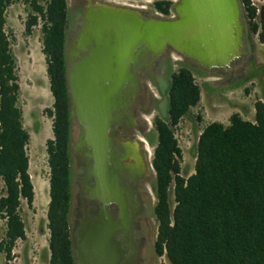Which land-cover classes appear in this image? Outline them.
Masks as SVG:
<instances>
[{"label": "trees", "instance_id": "16d2710c", "mask_svg": "<svg viewBox=\"0 0 264 264\" xmlns=\"http://www.w3.org/2000/svg\"><path fill=\"white\" fill-rule=\"evenodd\" d=\"M239 1L251 34H257L264 44V6L257 16L250 0ZM17 3L30 8L26 35L41 23L42 54L53 97L52 109L45 111L52 120L53 137L45 144L50 172L48 264H73L66 215L69 103L63 53L65 0H0V219L5 222L0 250L9 261L16 242L26 239L21 203L31 207L34 199L26 152L30 138L18 106L19 77L11 51L15 40L6 30V12ZM155 7L167 15L170 3L159 0ZM259 74L264 76V69ZM261 91L264 96V82ZM199 100L193 71L180 68L167 87V120L159 123L155 150L158 255L167 264H264V102L255 103L253 121L233 114L228 126L214 122L204 127L191 150L194 173L184 177L172 128Z\"/></svg>", "mask_w": 264, "mask_h": 264}, {"label": "flooded vegetation", "instance_id": "af4514ba", "mask_svg": "<svg viewBox=\"0 0 264 264\" xmlns=\"http://www.w3.org/2000/svg\"><path fill=\"white\" fill-rule=\"evenodd\" d=\"M157 1L65 0L63 53L69 103L66 215L73 264H76L78 233L102 220L108 225L120 255V264H160L163 256L158 255L156 244L158 181L154 159L158 126L160 121L166 123L167 120L169 81L182 67L214 78V82L207 83L210 88L227 89L240 84L242 80L231 82L244 65L248 78L253 75L256 63L254 36L242 17L243 54L235 58L229 68H199L193 62L179 58L171 47L159 56L141 48L134 61H126L124 68L121 66L112 74L128 81L111 94L104 109L91 112L77 108L71 90V75L76 65L92 51L89 47H79L77 42L87 11L102 3L137 13L145 19H176L173 7L179 0H165L170 3L167 15L156 9ZM176 126L172 128L173 133Z\"/></svg>", "mask_w": 264, "mask_h": 264}, {"label": "water", "instance_id": "95a60500", "mask_svg": "<svg viewBox=\"0 0 264 264\" xmlns=\"http://www.w3.org/2000/svg\"><path fill=\"white\" fill-rule=\"evenodd\" d=\"M173 12L176 19L165 21L145 19L102 3L87 11L77 42L92 51L71 75L77 108L91 112L104 109L111 94L128 81L112 74L124 68L126 61H134L141 48L159 56L171 47L179 58L206 70L229 68L243 54V7L239 0H179ZM247 79L244 65L231 83ZM78 236L76 264H120L105 220L81 229Z\"/></svg>", "mask_w": 264, "mask_h": 264}, {"label": "rangeland", "instance_id": "374dc122", "mask_svg": "<svg viewBox=\"0 0 264 264\" xmlns=\"http://www.w3.org/2000/svg\"><path fill=\"white\" fill-rule=\"evenodd\" d=\"M254 3L260 9L264 6V0H257ZM29 14L30 8L27 5L22 3L12 5L6 12V30L15 40L11 51L19 77L18 106L22 110L23 127L30 138L26 152L34 199L31 207L25 201L21 203L20 215L25 225L26 239L16 242L9 261H6L4 253L0 250V264H48L49 259L47 221L49 167L45 144L53 137L52 120L45 111L52 109L53 97L46 75L45 57L42 54L41 23L32 28L29 36L25 34V22ZM255 22L258 23V20ZM254 45L256 63L253 75L236 86L227 89L210 88L207 83L214 82V78L193 72L195 83L200 88V100L197 106L179 121L174 132L181 152L180 168L182 172L186 171L184 177L194 173L195 159L191 150L196 143V137L204 127L214 122L228 126L229 118L233 114H239L243 120L253 121L255 103L264 102L261 91L264 76L261 77L259 74L264 69V44L259 42L257 34L254 35ZM1 190L0 183V195ZM172 200L170 195V201ZM4 233L5 222L0 219V244ZM159 263L167 264L164 257Z\"/></svg>", "mask_w": 264, "mask_h": 264}, {"label": "built area", "instance_id": "2783aa9c", "mask_svg": "<svg viewBox=\"0 0 264 264\" xmlns=\"http://www.w3.org/2000/svg\"><path fill=\"white\" fill-rule=\"evenodd\" d=\"M255 1H257V0H250V5H251L252 7H254V8H256V15L258 16L259 13H260V8H257V6H256L255 3H254ZM147 2L150 3V0H147Z\"/></svg>", "mask_w": 264, "mask_h": 264}]
</instances>
